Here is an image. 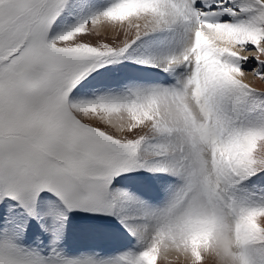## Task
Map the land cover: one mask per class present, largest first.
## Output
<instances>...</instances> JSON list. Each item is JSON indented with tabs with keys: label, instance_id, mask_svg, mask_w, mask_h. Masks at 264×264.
<instances>
[{
	"label": "snow or ice",
	"instance_id": "6c2138e0",
	"mask_svg": "<svg viewBox=\"0 0 264 264\" xmlns=\"http://www.w3.org/2000/svg\"><path fill=\"white\" fill-rule=\"evenodd\" d=\"M230 2L114 0L91 18L92 29L85 21L50 39L64 0H0L4 195L24 201L49 191L68 208L96 212L128 199L110 190L122 172L174 175L178 183L165 203L129 225L141 250L119 264H168L172 257L183 264H264V188L235 192L264 174V104L247 103L264 98V0L235 8ZM175 26L187 39L182 53L162 63L140 61L166 72L183 66L175 86L70 102L98 64L122 56L143 35ZM108 33L124 39L84 40ZM251 61L254 67L245 68ZM0 264L101 262L8 242L0 244Z\"/></svg>",
	"mask_w": 264,
	"mask_h": 264
},
{
	"label": "rangeland",
	"instance_id": "374dc122",
	"mask_svg": "<svg viewBox=\"0 0 264 264\" xmlns=\"http://www.w3.org/2000/svg\"><path fill=\"white\" fill-rule=\"evenodd\" d=\"M90 2L91 0H64L59 15L50 29L49 38H55L71 31L85 21L91 29L93 26H91L90 16L93 17L94 12L90 10ZM233 4L234 2H230L227 6L234 7ZM132 38L131 34L127 37L129 40ZM96 39H107L108 42L116 44L122 42L124 37L115 35L84 37L85 41L92 43H97ZM148 39L153 40L154 36L145 35V38L141 36L139 41L136 40L122 56L111 62L98 64L73 88L69 97L70 102L94 101L101 97L128 95L137 91L140 89L138 83L141 81L137 79L133 80L134 83L128 82L131 81L128 77L137 72V67L150 68L152 72H156L155 76L160 77H144L146 83H153L151 87H157L156 84L175 86L182 75H175L174 70L166 72L159 67L138 63L137 57L140 54L135 50L138 46L144 45ZM250 67H254V61L245 65V68ZM254 83L259 86V81L254 80ZM144 89L147 88L144 87ZM247 103L250 106L259 107L264 104V98L252 97ZM128 172H141L142 174L125 175ZM160 177L170 182L169 185L156 184L155 180ZM176 183H178L176 176L152 172L146 168L122 172L113 178L110 190L126 193L128 199L116 201L112 210L96 212L79 207L68 208L58 196L49 191L41 192L35 200L20 201L5 196L3 190H0V244L10 242L44 255L55 250L66 259L91 258L101 264H119L123 256L141 250L138 238L130 232L129 225L143 223L147 212L165 203L170 188ZM161 188L166 189V192L159 194ZM259 188H264V174H261V178L253 177L243 182L242 185H238L235 192L239 196L243 195L246 190ZM43 201L48 204L46 214L48 224L44 220L41 209ZM124 217L131 219L126 221ZM98 220L115 222V227L125 231L124 235L128 237V240L123 242L116 236H112V232H106V228L111 225L98 222ZM160 264L164 262L161 261ZM168 264H183V262L170 260Z\"/></svg>",
	"mask_w": 264,
	"mask_h": 264
},
{
	"label": "bare ground",
	"instance_id": "6f19581e",
	"mask_svg": "<svg viewBox=\"0 0 264 264\" xmlns=\"http://www.w3.org/2000/svg\"><path fill=\"white\" fill-rule=\"evenodd\" d=\"M113 2H114V0H109V1L108 0H93V1L91 0L90 10L94 12V16L93 15L92 16L96 17L98 14L102 13L107 7H109ZM232 2H234L233 5L235 8V7H237V5L240 2H242V0H232ZM90 14H92V13L90 12ZM93 17L90 16V18H93ZM223 18L230 19V17H222V19ZM91 26H93V25H91ZM92 28L93 27H91V29ZM147 35H153L154 39L153 40L148 39L144 45H142L141 47L140 46L137 47V49L135 51H137V53L140 54L137 57L138 63H141L140 61H145V60L153 61L156 63H162L167 57L174 56V55L175 56L180 55L182 53L184 47L187 44V39H186L184 30L180 26H175V27L168 28V29L158 30L156 32H151ZM105 36H114V35L111 33H108ZM142 37L145 38V35H143ZM120 40H121V37H120ZM151 50H152V52H151ZM142 64H145V63H142ZM147 65H151V64H147ZM136 71L137 72H135L134 74H131L130 77H128V79L131 80L128 82L134 83L133 80H137V79L140 80L141 82L138 83L140 89H138V90H143L144 87L150 88L153 85V83H146V80L144 77L160 78V77L155 76L154 73H156V72H152V69H150V68L137 67ZM184 71H185V69L183 66H180V67L174 69L175 75H183ZM253 83H254V80H253ZM156 86L160 87V85H158V84H156ZM155 183L159 184L161 186H166V185H169L170 182H168L165 178L160 177L159 179L155 180ZM164 192H166V189H164V188L159 189V194H162ZM41 209H42L43 215L45 217L44 220H45L46 224H48V217L46 215L48 212V204L46 201H43ZM1 225H2V223H1ZM108 230H110L111 232H116L118 239H120V240L126 239L122 230H119V229L114 228V227H112L111 229H108ZM170 260L173 261L176 259H175V257H173ZM176 261L179 262L178 260H176ZM181 262H183V261H180V263Z\"/></svg>",
	"mask_w": 264,
	"mask_h": 264
}]
</instances>
